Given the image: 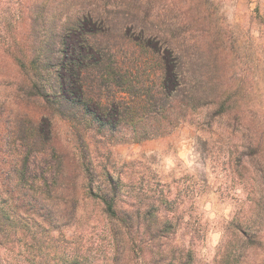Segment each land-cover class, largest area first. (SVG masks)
Segmentation results:
<instances>
[{"label": "rangeland", "instance_id": "374dc122", "mask_svg": "<svg viewBox=\"0 0 264 264\" xmlns=\"http://www.w3.org/2000/svg\"><path fill=\"white\" fill-rule=\"evenodd\" d=\"M88 10L108 15L112 25L145 24L181 48L198 80L196 100L170 118L176 124L168 132L133 141L128 129L104 136L87 130L99 174L119 179L121 201L153 211L151 235L139 229L122 264H264V0H0V166L14 163L36 124L73 155L69 123L53 110L50 121L41 118L42 101L30 95L13 58H33L67 14L74 22ZM144 39L164 51L162 40ZM79 202L59 228L22 216L11 231L23 226L29 239L13 234L0 246V264H32L33 253L42 264L73 253L86 264H107V222L95 198Z\"/></svg>", "mask_w": 264, "mask_h": 264}, {"label": "trees", "instance_id": "16d2710c", "mask_svg": "<svg viewBox=\"0 0 264 264\" xmlns=\"http://www.w3.org/2000/svg\"><path fill=\"white\" fill-rule=\"evenodd\" d=\"M107 16L88 10L72 22L67 14L65 23L58 22L43 39L36 56L13 58L24 71L34 93L30 95L42 101L41 118L50 121L53 110L69 123L75 151L72 156L63 152L37 124L31 127V138L22 137V149L12 155L14 163L0 166V246L8 245L13 234L28 237L23 235V226L11 231L20 227L22 216H38L37 226L52 220L59 228V220L66 213L73 214L80 200L94 198L111 236L112 255L107 264H122L125 246L134 250L139 229L151 235L147 217L152 208L121 201L119 179L109 171L99 174L86 133L93 130L104 136L128 129L133 141H142L168 132L176 124L172 116L183 115L196 100L198 80L176 44L150 33L143 23L129 20L117 26ZM130 30L139 32L141 40H131ZM75 33L78 40L69 45L66 37ZM144 38L162 40L164 51ZM63 199H67L66 207ZM49 200L54 202L45 203ZM52 212V219L45 218ZM36 237L31 239L38 243ZM33 256L37 260L32 264L43 263L36 253ZM54 263L86 264V259L73 253L57 256Z\"/></svg>", "mask_w": 264, "mask_h": 264}]
</instances>
